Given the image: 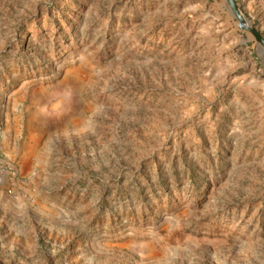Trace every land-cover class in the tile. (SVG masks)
<instances>
[{"label": "rangeland", "instance_id": "1", "mask_svg": "<svg viewBox=\"0 0 264 264\" xmlns=\"http://www.w3.org/2000/svg\"><path fill=\"white\" fill-rule=\"evenodd\" d=\"M254 51L219 0H0V264H264Z\"/></svg>", "mask_w": 264, "mask_h": 264}, {"label": "water", "instance_id": "2", "mask_svg": "<svg viewBox=\"0 0 264 264\" xmlns=\"http://www.w3.org/2000/svg\"><path fill=\"white\" fill-rule=\"evenodd\" d=\"M229 14L235 20L240 31L246 33L255 44V55L258 63L264 69V38L262 34L254 27L248 17L243 13L235 0H219Z\"/></svg>", "mask_w": 264, "mask_h": 264}]
</instances>
